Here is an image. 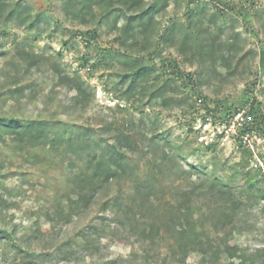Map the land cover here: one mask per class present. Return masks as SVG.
I'll list each match as a JSON object with an SVG mask.
<instances>
[{"label":"rangeland","instance_id":"obj_1","mask_svg":"<svg viewBox=\"0 0 264 264\" xmlns=\"http://www.w3.org/2000/svg\"><path fill=\"white\" fill-rule=\"evenodd\" d=\"M21 1L31 6L33 17L46 20L34 28L0 22V117L44 120L61 140L53 144L52 133L35 145L10 136L0 140V264H179L163 228L149 240H141L136 227L115 230V210L106 202L124 200L138 182L150 181L152 196L168 210L161 208L158 216L169 218L181 195L192 191L198 230L204 226L215 237L227 229L215 211L221 199L216 188L210 189L214 179L235 187L241 201L232 243L262 264L263 256L254 253L264 249V200L246 186L245 173L264 178V0H168L153 14L147 32L136 33L143 43L139 51L123 42L122 18L105 19L101 9L81 24L65 16L60 0ZM154 1L143 0V5ZM200 11L225 12L218 23L240 33L250 53L235 73L220 63L214 72L199 57L187 60L178 33L165 38L173 23L187 25L191 19L194 25ZM123 55L153 68L144 90H129ZM60 73L83 82L78 99L76 90L57 82ZM165 79L178 87L168 95L179 106L165 107L150 95ZM238 110L250 111L253 123L236 125ZM86 130L108 141L119 131L129 133L138 146L128 154L127 171L87 210L68 218L67 195L72 178L84 169L86 151L69 137ZM92 225L98 226L93 239L99 252L88 256L78 236ZM226 263L225 254L207 262L196 251L185 257V264Z\"/></svg>","mask_w":264,"mask_h":264},{"label":"trees","instance_id":"obj_2","mask_svg":"<svg viewBox=\"0 0 264 264\" xmlns=\"http://www.w3.org/2000/svg\"><path fill=\"white\" fill-rule=\"evenodd\" d=\"M60 1L62 2L61 10L65 16L77 20L81 24H86L89 19L93 18L97 9L103 11L102 15L105 19L112 15L114 20L122 18L124 23L119 30L123 35V42L127 41L126 45L131 51H139L138 47H143V43L136 38V33L144 35L147 32L153 21V14L163 10L168 0H155L147 7H144L143 0ZM220 18H226L225 12L221 11L218 15L214 13L208 15L200 11L194 25H192L191 19L187 25L173 23L166 29L165 38L167 35L175 38L176 33H178L180 35V52L186 54L187 60L192 61V59L199 57L211 64L214 72L216 64L220 63L226 68L227 73H235L250 51H244L239 32L223 27L218 23ZM9 20L16 21L19 25H28L29 28H34L45 22L46 19H42L39 15L33 17L31 6L24 1L0 0V22ZM205 22L207 25L203 26ZM123 57L125 58L123 61L125 68L130 71L129 90L134 92L138 86H142L143 82L149 80L153 68L140 62L138 58H128L124 55ZM178 75L181 74L178 73ZM57 82L76 90V99L84 91L83 82L79 77L60 73ZM141 88L145 89L144 86ZM177 89L178 87L174 86L170 79H165L161 85L151 91L150 95L154 98H160L165 107L172 104L179 106L178 100L168 95L169 93L175 94ZM89 130L78 133L72 132L69 137L71 141L77 140L76 147L78 146V149L86 151L83 153L84 169L72 178V194L67 195L68 218L75 215L79 210H87L98 194L104 192L112 181L127 171L129 167L128 154L136 151L138 146L137 139L129 133L119 131L114 136L113 141H108L95 138L94 134L91 133L92 131ZM53 132V127L44 120L21 121L17 118L0 117V140L10 136L18 142L35 145L49 139V134L52 133L51 141L56 144L61 138L56 137ZM245 176L246 186L255 189L256 198L264 200V178L258 181L256 176L249 171L245 173ZM151 184L150 181L138 182L135 193L127 195L124 200L118 196L106 202L115 210V218L117 219L115 230H123L126 226L136 227L139 235H141V240H149L153 239L158 231L163 228L168 233L169 239L172 240L170 247L172 256L177 255L181 258L177 259L179 264H185V257L190 251L198 252L203 262H207L220 254H225L227 257L226 264H259L256 259L248 258L241 253L239 247L231 241L232 228L235 226V219L241 202L234 195L235 187H229L217 179H214L210 185V189H217L221 199L215 208L219 224L227 229L223 235L216 234L215 237H211L210 233L205 231L204 226L198 230V223L194 217L193 200L190 195L192 191H185L181 195V200L175 207L176 213L168 218L163 214L158 216L162 207L151 194ZM164 212L166 213L168 210L165 209ZM130 214L133 215L132 219L135 222L121 220L122 216L131 219L128 218ZM159 222L163 223V227ZM97 229V225H92L86 230H81L78 236L82 242L81 246L88 256H93L99 252L96 240L93 239ZM206 245L210 247L205 248ZM63 253L64 257L68 256L67 252ZM254 254L255 256H263L262 264H264V249H258ZM103 264H110V262Z\"/></svg>","mask_w":264,"mask_h":264},{"label":"built area","instance_id":"obj_3","mask_svg":"<svg viewBox=\"0 0 264 264\" xmlns=\"http://www.w3.org/2000/svg\"><path fill=\"white\" fill-rule=\"evenodd\" d=\"M236 125L243 126L253 122V116L249 111H237L234 115Z\"/></svg>","mask_w":264,"mask_h":264}]
</instances>
